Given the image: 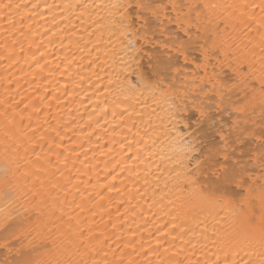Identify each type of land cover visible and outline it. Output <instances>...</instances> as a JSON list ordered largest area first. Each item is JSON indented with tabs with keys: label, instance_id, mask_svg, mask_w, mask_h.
<instances>
[{
	"label": "snow or ice",
	"instance_id": "1",
	"mask_svg": "<svg viewBox=\"0 0 264 264\" xmlns=\"http://www.w3.org/2000/svg\"><path fill=\"white\" fill-rule=\"evenodd\" d=\"M0 36V264H264V0H0Z\"/></svg>",
	"mask_w": 264,
	"mask_h": 264
},
{
	"label": "bare ground",
	"instance_id": "2",
	"mask_svg": "<svg viewBox=\"0 0 264 264\" xmlns=\"http://www.w3.org/2000/svg\"><path fill=\"white\" fill-rule=\"evenodd\" d=\"M15 2H17V0H13V3H15ZM41 2H43V0H41ZM47 2L48 3H53V2H55V3H61L62 0H47ZM41 24H43V21H41ZM2 43H3V37L0 36V44H2ZM13 71H14V69H7V71H6L5 70V67H4V62H0V97H4L5 96V84H4V81L6 79H9L10 78V79L15 80V79H19L20 78L18 75L17 76H10V73H12ZM28 78L30 79V77H28ZM66 103H67V101H62V106H63V104H66ZM69 107H71V108L74 109L76 107V105H69ZM53 112L54 113L56 112V108L55 107H53ZM80 112L83 113L84 112V109L81 108L80 109ZM72 115H76L75 111H73ZM63 119L66 120V121L71 119V117L69 116L67 110H65L64 113H63ZM85 119H86V116H85ZM76 121H77L78 124L84 122V121H82L80 119L79 116H76ZM76 131H79V129L77 128ZM68 135L71 136L72 135V132H69ZM90 155H91V153H90ZM81 158H83V157H81ZM77 166L80 167L79 164ZM102 178H103V174L101 173V179ZM113 211H114V209H113ZM129 223H131L130 220H129ZM131 226L133 228H135V225L134 224H132Z\"/></svg>",
	"mask_w": 264,
	"mask_h": 264
}]
</instances>
